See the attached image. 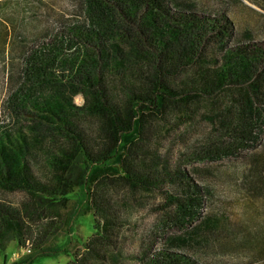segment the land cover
<instances>
[{"label": "trees", "instance_id": "trees-1", "mask_svg": "<svg viewBox=\"0 0 264 264\" xmlns=\"http://www.w3.org/2000/svg\"><path fill=\"white\" fill-rule=\"evenodd\" d=\"M65 1L0 0V251L80 212L68 264H264V26L229 16L264 0Z\"/></svg>", "mask_w": 264, "mask_h": 264}, {"label": "rangeland", "instance_id": "rangeland-1", "mask_svg": "<svg viewBox=\"0 0 264 264\" xmlns=\"http://www.w3.org/2000/svg\"><path fill=\"white\" fill-rule=\"evenodd\" d=\"M56 1L55 4L49 5L51 11L55 14H63L64 18H72L71 15L72 7L65 0H53ZM230 17L235 19L238 23L239 21L248 24L249 26H255L261 28L264 26V12L258 10L254 6L250 5L246 1H242V7L238 5L237 8L232 9L229 13ZM256 40L264 41V32L260 31L257 33ZM1 94V93H0ZM3 100V95H0V123H3L7 120L5 113L2 111L1 102ZM80 104V99L78 98L76 101ZM75 200L79 202H83V194L82 192H77L72 196ZM207 208V207H206ZM206 212H210L209 207ZM157 219L156 212L150 207H141L135 212L133 217V224H135L136 228H134V235L136 238L140 237V235L146 233L149 229H151L152 224ZM136 230V231H135ZM93 230V221L90 215L83 216L80 212L74 214L72 220V226L70 234L65 236L58 237L56 246L53 247L52 251L48 255H39L36 256L32 263L30 264H68L73 256L70 253V243H77L78 245L84 243L90 236H92ZM177 234V232H171L169 235ZM132 236V235H130ZM135 240H131L127 248L130 250L133 248V244H135ZM162 245V240H159L156 244L157 247ZM129 252H133L132 250ZM19 256H22V250L20 251L15 242L10 243L4 251H0V264H14V260H16Z\"/></svg>", "mask_w": 264, "mask_h": 264}, {"label": "built area", "instance_id": "built-area-1", "mask_svg": "<svg viewBox=\"0 0 264 264\" xmlns=\"http://www.w3.org/2000/svg\"><path fill=\"white\" fill-rule=\"evenodd\" d=\"M30 251L28 249H26V254H28Z\"/></svg>", "mask_w": 264, "mask_h": 264}]
</instances>
